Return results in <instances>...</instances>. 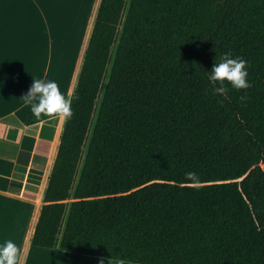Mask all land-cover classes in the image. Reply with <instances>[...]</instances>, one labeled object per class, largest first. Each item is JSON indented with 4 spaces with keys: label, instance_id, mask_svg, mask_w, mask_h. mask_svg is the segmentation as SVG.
<instances>
[{
    "label": "trees",
    "instance_id": "trees-1",
    "mask_svg": "<svg viewBox=\"0 0 264 264\" xmlns=\"http://www.w3.org/2000/svg\"><path fill=\"white\" fill-rule=\"evenodd\" d=\"M225 53L247 90L214 93ZM71 98L33 246L264 264V0H101Z\"/></svg>",
    "mask_w": 264,
    "mask_h": 264
},
{
    "label": "crops",
    "instance_id": "crops-1",
    "mask_svg": "<svg viewBox=\"0 0 264 264\" xmlns=\"http://www.w3.org/2000/svg\"><path fill=\"white\" fill-rule=\"evenodd\" d=\"M100 1L84 0L90 7L78 4L73 9L74 15L83 13L84 19L71 31L67 30L71 21L62 23L60 14L50 11L43 0H0V237L21 242L26 256L21 264L121 262L31 243L65 120L50 118L27 125L33 114L23 96L34 78L55 80L66 96H72ZM66 8L70 15L71 8Z\"/></svg>",
    "mask_w": 264,
    "mask_h": 264
},
{
    "label": "clouds",
    "instance_id": "clouds-1",
    "mask_svg": "<svg viewBox=\"0 0 264 264\" xmlns=\"http://www.w3.org/2000/svg\"><path fill=\"white\" fill-rule=\"evenodd\" d=\"M248 62L241 57L233 58L225 53L219 62H215L211 71H206L215 94L227 96L229 89L247 90L251 87ZM241 99H245L244 96ZM25 105L30 106L32 114L40 118H61L65 121L73 117V98L66 96L55 80L34 78L28 92L23 96ZM190 182H198L195 172H187ZM21 248L11 238L0 237V264H20ZM104 264V261H100ZM120 264H124L123 261ZM131 264V262H129Z\"/></svg>",
    "mask_w": 264,
    "mask_h": 264
},
{
    "label": "rangeland",
    "instance_id": "rangeland-1",
    "mask_svg": "<svg viewBox=\"0 0 264 264\" xmlns=\"http://www.w3.org/2000/svg\"><path fill=\"white\" fill-rule=\"evenodd\" d=\"M82 1V3H81ZM88 1V0H87ZM44 5L48 6L50 11L53 10V12L55 14H60L62 20L61 22L64 23V20L67 19V22L69 23L68 25H70V21L72 23V26L69 28H67V30H74L75 29V25H79L78 22H81L84 19V15L83 13L78 14L75 13L76 15L73 14V9L77 7L78 4H81L80 7L82 6H87L90 7V4H83L84 0H43ZM69 5V6H68ZM71 8V10H69L70 15L67 12V8ZM77 10H80L79 7ZM51 17L53 18V13H50ZM73 19V20H72ZM56 20V19H55ZM55 26H57V23L55 21H53ZM73 23H75L73 25ZM69 53L70 51L67 52L66 54V62H67V58H69ZM19 246L21 247V242H19ZM25 253V252H24ZM21 263H26V256L23 257L22 253L20 255V264Z\"/></svg>",
    "mask_w": 264,
    "mask_h": 264
},
{
    "label": "bare ground",
    "instance_id": "bare-ground-1",
    "mask_svg": "<svg viewBox=\"0 0 264 264\" xmlns=\"http://www.w3.org/2000/svg\"><path fill=\"white\" fill-rule=\"evenodd\" d=\"M68 60H69V59H68ZM39 205L41 206V205H42V202H41V203L39 202ZM36 221H37V219L35 220V222H36Z\"/></svg>",
    "mask_w": 264,
    "mask_h": 264
}]
</instances>
